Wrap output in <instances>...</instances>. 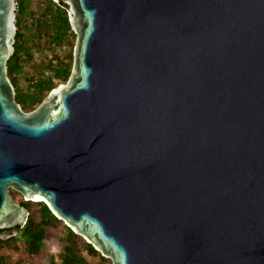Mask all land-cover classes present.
<instances>
[{"label":"water","instance_id":"water-1","mask_svg":"<svg viewBox=\"0 0 264 264\" xmlns=\"http://www.w3.org/2000/svg\"><path fill=\"white\" fill-rule=\"evenodd\" d=\"M55 1L72 74L26 112L0 0V230L14 190L103 264H264V0Z\"/></svg>","mask_w":264,"mask_h":264},{"label":"trees","instance_id":"trees-1","mask_svg":"<svg viewBox=\"0 0 264 264\" xmlns=\"http://www.w3.org/2000/svg\"><path fill=\"white\" fill-rule=\"evenodd\" d=\"M33 0H18L16 12L17 35L15 42V53L8 62V76L16 89V100L23 110L30 112L35 110L48 97L50 92L59 86L61 82H67L72 74L73 62L52 61L48 65V75L39 73L37 78H29L30 84L26 91L19 87L18 77L25 74V66L33 60V49L37 48V41L46 37V43L56 47L63 46L70 34L76 37L69 20V7L62 1L43 0L45 9L36 12L32 9ZM73 59V58H72ZM15 192V191H14ZM38 206V214H30L27 223L23 227L10 230H0V235L19 231V237L8 239L0 238V248L10 243H17L18 239L24 242L25 250L31 254H38L44 247L47 238V230L50 227L62 223L44 202H34ZM20 204L29 208L26 201ZM63 237L65 248L60 254L61 262L54 259L51 264H88L83 255L100 254L90 243L77 235L67 225ZM82 244H81V243ZM102 255V254H100ZM103 259H107L102 256ZM6 258L0 256V264H6Z\"/></svg>","mask_w":264,"mask_h":264},{"label":"rangeland","instance_id":"rangeland-1","mask_svg":"<svg viewBox=\"0 0 264 264\" xmlns=\"http://www.w3.org/2000/svg\"><path fill=\"white\" fill-rule=\"evenodd\" d=\"M46 6L47 5L43 0L32 1V9L38 13L45 9ZM46 41V37H42L41 40L37 41V48H32L33 60L25 66V74L18 77L19 87L23 91H26L30 84L29 78L38 79L37 75L41 73V71L43 73L42 75H48V65H50L52 61L57 62L62 60L66 63L74 61L75 36L70 34V37L68 36L65 44L59 47L48 45ZM63 83L65 82H61V84ZM11 195L17 203L25 201L23 196L16 191L14 192V190H11ZM27 203L29 205L30 214H38V206L34 202ZM65 233L66 228L64 222L58 223L57 225L48 228L44 247L38 254L28 253L25 250L24 242L19 238L17 243H10L0 248V256L6 258V264H51L53 259L57 262H61L60 254L63 253L65 248L62 239ZM11 234H13L14 237L20 236L19 231H13L1 234L0 238L7 239L6 237ZM84 240L87 242L86 239ZM83 255L87 259L88 264H103V258L100 254L91 256L83 251Z\"/></svg>","mask_w":264,"mask_h":264},{"label":"bare ground","instance_id":"bare-ground-1","mask_svg":"<svg viewBox=\"0 0 264 264\" xmlns=\"http://www.w3.org/2000/svg\"><path fill=\"white\" fill-rule=\"evenodd\" d=\"M35 200H36V201H40V202L43 201V200H41V199H35Z\"/></svg>","mask_w":264,"mask_h":264}]
</instances>
